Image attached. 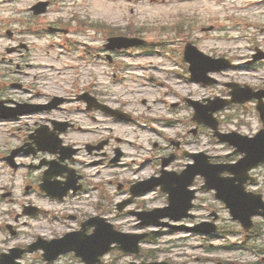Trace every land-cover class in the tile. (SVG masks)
<instances>
[{
	"label": "rangeland",
	"instance_id": "374dc122",
	"mask_svg": "<svg viewBox=\"0 0 264 264\" xmlns=\"http://www.w3.org/2000/svg\"><path fill=\"white\" fill-rule=\"evenodd\" d=\"M36 1L38 0H0V100L25 101L33 98L37 90L41 95L57 93L56 88L51 86L68 78V76L57 73V69H59L55 60L57 49L56 46L50 47L51 41H54L53 36L38 39L35 37L37 35H32V32L37 30L38 22L53 20L52 18L58 14L59 18L64 20L70 19L73 14H76L87 18L108 20L112 24L118 23L124 16L129 18L128 24L135 26L143 24V27H140L144 31L143 38L154 46L162 45L161 43L164 42L166 46L178 47L183 46L186 40L192 39L186 33L177 35L171 30L177 26L179 18L186 16L193 18V20L187 19L185 22L192 23V31L195 33L202 26L214 24L217 29L223 26L235 35H239L234 31L236 25L243 27L249 23L250 25L257 24L264 30V3H254L257 0H196L190 3H187L190 0H166L165 3H160V0L158 3H152L150 0H132V2H126V0H50L58 1L59 4H54V7L49 9L51 13L43 19L35 20L29 12V7ZM131 9H133L132 13ZM5 30L12 31L14 38H8ZM250 30L251 28H247V31ZM100 43L101 41L97 40L95 45H100ZM21 44L34 46L35 50L30 58L24 49L19 47ZM198 47L201 48V45ZM8 48H14V50L6 51ZM46 51L49 53H45ZM39 61L43 63V67L39 68ZM138 62H141L145 67L143 70L130 71V76L127 77L124 84L112 83L109 84V88L112 93L110 104L118 106L124 103L126 110L133 113L138 119L134 125L122 126L118 131L123 133V137L133 140L138 147L142 146V149L137 150L136 153L131 151V154L134 155L130 158L140 164L145 158L150 142L156 141L160 146L165 145L167 144L165 137L173 134L174 131L165 126V120L178 121V125L184 123V127L177 131L187 134L188 128H190L188 124L189 111L183 106L180 96L191 94L193 98L200 99L211 95L213 90L189 84L186 79L182 78L181 91L174 90L172 84L168 82H163V89H160L158 75L163 80H169L173 75L167 71V69L174 68L171 59L164 60L159 56H146L141 57ZM28 63L31 64L29 68ZM165 68L167 69L165 70ZM107 71L109 70L107 69ZM136 74L140 75L141 80L133 79ZM150 75L153 80L149 79ZM14 83L21 87L13 88ZM39 84L42 86H38ZM132 91L135 93L132 94ZM174 91L177 94H173ZM143 100L146 101L145 104H142ZM171 101L178 102L176 107L171 109L177 114L169 111L168 103ZM233 112L223 113L222 118L225 115L233 114ZM52 116L57 117V114L54 113ZM142 118L145 120L143 121ZM29 122L31 121L27 118H18L12 121L0 119V157L7 155L11 149L20 144L26 133L25 125ZM255 124V120H249L252 129L255 128ZM140 126L146 127L147 130L142 132ZM135 137L136 139H134ZM191 149L221 156L228 152L227 148L214 144L206 131L197 138V142L191 145ZM18 162L20 165L17 170L11 172L0 160V188L10 190L12 198L18 202L15 206L16 212H19V203L25 200L23 197L25 180L22 175L23 165L28 162V158H19ZM145 170L144 173L148 174L147 168ZM83 172L95 175L94 179L96 180L103 179L109 174L107 169L92 167L83 170ZM118 172L120 171H111L112 174ZM126 176L131 177V172L128 171ZM201 197L197 201V206L202 209L195 212L198 218L205 217L209 208L217 207L211 194ZM147 200H151V197ZM157 205L158 202H151L148 207ZM7 206L1 205V209H5ZM80 206L85 207V205ZM53 207L57 208V205ZM21 221L26 222L19 225L23 235L11 241L13 243H25L29 234L48 236L52 234V231H62V228H57V225L51 223L50 219L40 218L32 223L26 219H21ZM133 221V218L127 216V218L119 220L116 226L123 231H134ZM28 224H32V227ZM219 227L220 233L217 234V237L206 239L195 235L170 234L168 231H164L163 235L156 239V245L148 244L143 248L148 251L156 250L153 253L154 258L168 259L174 264H217L219 262L223 264H264V242H253L252 239L246 238L240 232L237 223L230 220L227 211L223 208L220 210ZM230 231L233 233L229 234ZM112 257L113 255L105 260L108 261ZM36 259L37 257H27L25 263L37 264L35 263ZM128 260L130 258H123L121 263L125 264Z\"/></svg>",
	"mask_w": 264,
	"mask_h": 264
},
{
	"label": "flooded vegetation",
	"instance_id": "af4514ba",
	"mask_svg": "<svg viewBox=\"0 0 264 264\" xmlns=\"http://www.w3.org/2000/svg\"><path fill=\"white\" fill-rule=\"evenodd\" d=\"M93 23L92 20L86 17H83L79 23L77 21L65 22L59 20V18L53 21L51 26L58 30L50 31L49 34L56 38L57 54L55 60L59 66L58 73L60 72L69 78L51 86L52 88H56V94L41 95L38 90L35 93L34 100L28 99L24 101L27 104L34 105L33 108L35 110L39 108L38 113L29 116L44 114L46 117L44 121L34 123L32 129L34 132L39 125L47 129H53L54 124L58 125L59 148L57 155H49L47 159L40 158L38 161H57L59 165V185L61 188L65 185L69 186L70 190L63 198L57 199L47 196L39 190L44 168L36 169L35 174L32 173L30 175L29 169H34L33 163L26 165V175L32 181L28 184V190H26L25 195L26 200L21 203V207L30 206V209H26L28 214L21 216V213H16L15 206L17 202L12 198L10 191L3 192L6 194L5 197H2L0 193V209L1 203L4 200L8 201V204H6L8 206L0 210V254L14 247L25 246L8 244L11 238L20 235L17 224L20 223L19 219L21 218L33 221L49 215L52 217L53 223L64 228L61 233L58 232L49 237L40 234L32 235L28 242H34L39 236L44 239L58 238L65 231L77 230L83 222L94 215L109 214L113 205L110 196L117 198V202L130 195L132 181L126 177L124 172L108 175L103 183L93 184L91 177L94 176L84 174L82 171L85 167L89 166L107 167L109 169L112 167L126 168L129 166L126 161L130 159L132 142L128 138L123 137V133L118 131L121 128L113 125L112 122L122 121L97 110L96 99L101 104L127 112L124 109L125 104L122 106L110 104L111 95L105 93L108 79L123 83L126 81V77L129 76L128 72L144 69L142 63L138 62L139 56H134L135 52L140 55H159L162 53L160 51L151 52L154 47L148 46L108 49L103 45H90L95 42L97 32L101 36L106 35L105 38L111 35L109 26L105 25L103 30L99 31L96 30ZM45 27L49 28V26ZM212 27L213 30L210 31H203L202 27V31L200 32L195 33L192 30L186 32V35L192 38L197 47L201 45V48H198L202 52L226 59L230 64L227 69H221L210 74L215 78L216 84L206 86L213 89V92L207 98L217 97L222 100H229L234 91H244L251 96L259 93L264 102V34H261L263 30L260 29L258 32H255V25H248L253 31L250 30L246 34L235 36V34L226 28L217 29L214 25ZM59 29H63L67 33L65 34L63 31H59ZM71 38H82L85 41H71ZM59 41L62 42L63 47H59ZM34 50L33 45L25 44L24 51L27 53L28 58L31 57ZM159 50L165 51V54L170 52L180 55L178 64L183 66L187 80L191 82L188 65L184 64L181 58L183 48L159 47ZM105 65L107 68L112 67L113 71L108 72L105 70ZM27 66L30 67L31 64L28 63ZM81 70L82 72H80ZM191 96V94H188L183 97V102L186 103L188 110H190V105L187 99H191ZM256 104L257 99L252 97L250 101L244 104L231 105L226 108L236 110L235 116L231 121H227L233 123L235 131L252 137L261 129L262 124L258 118ZM53 113L57 114L56 118H51ZM253 119H256L257 122L255 129H252L251 126H245L249 123V120ZM188 122H191V117L188 118ZM218 123L220 126H223V131H227L224 121L218 118ZM196 128L199 129L200 126ZM190 133L188 131V134ZM175 142H178L177 146ZM190 144L191 138L185 132L181 134L174 133L172 138H168V144L164 147L154 143L153 147L159 149L160 154L151 155V158H147L146 161L154 162L153 164L159 167L161 159L172 154L173 160L169 164L168 169L171 171L181 170L187 162V160L183 159V153L185 149L190 150ZM38 156L39 154L35 155L34 158ZM68 171L72 174L67 175ZM151 175L153 174L146 177ZM91 185L94 186V189L102 190V200L104 203L100 202L93 207L82 208L80 206V197L88 192V188ZM245 189L258 193L264 198V164H260L250 171L245 183ZM107 191L109 195H106ZM54 205H57V208H54ZM21 223L24 224L25 222ZM88 230L90 231V229ZM59 264L83 263L81 260L75 258L72 253H67L59 255Z\"/></svg>",
	"mask_w": 264,
	"mask_h": 264
},
{
	"label": "water",
	"instance_id": "95a60500",
	"mask_svg": "<svg viewBox=\"0 0 264 264\" xmlns=\"http://www.w3.org/2000/svg\"><path fill=\"white\" fill-rule=\"evenodd\" d=\"M46 3H38L35 6H33V10L35 14H40L45 11ZM9 33V32H8ZM115 40V39H112ZM119 40L122 41L120 44L123 46H133L136 45L138 42H134L135 39H125L120 38ZM142 43V42H139ZM186 56L187 59L192 63V70L194 71L200 64L199 57L196 58V56H201L199 52H197L193 47L187 46L186 50ZM197 64V67H196ZM199 74V70L197 68V72L195 73L194 79L200 80L203 77L196 75ZM195 108V116L194 118L199 122H205L209 125H211V118L210 115H207L205 109L203 106L199 105L198 103L193 105ZM223 104H218L216 102L213 103V107L210 108V110L213 112L216 109H219L222 107ZM208 112V111H207ZM212 126V125H211ZM51 139H46L42 142H38L37 145L41 146L44 145L45 147L48 146L50 148H53V144L51 143ZM41 144V145H40ZM251 145V143H250ZM250 145H247L245 149H248ZM247 153H249L250 156H253V151L246 150ZM264 152V150H255V155H259L260 153ZM13 153L9 160H13L14 155ZM196 158V161L198 160V156H193ZM216 168L209 166L205 159L201 158L199 161L196 162V164L191 165L186 173H183L180 175L177 179H184L185 185L189 183V181L197 174H201L206 177L208 182V188L215 187L216 190L219 192L217 194V197L221 198L222 200H225L228 202V198H224L225 196H222V192L219 191V186L216 181ZM165 176L156 179L154 182H148L138 185L140 186L139 191H148L154 188L157 185H160L162 187V191H165L169 194V206L165 207L163 209H155L150 212H137L134 213L139 220H141L140 225H152V226H166L167 223L161 222V219L168 218L173 221H178L181 218H183L186 214L187 209L189 208V202L193 198V191L190 194H186L184 196V200L186 201V204H184L183 208H179V199L175 195H173L172 191L166 189V182L171 181V176L166 173ZM165 183V184H164ZM47 185V182L44 183V186ZM46 191H48L51 194H55V191L52 190L50 187H44ZM140 193V192H138ZM230 206H231V199ZM232 207V206H231ZM234 217L239 218L243 222L244 228H249L251 226L249 222V216L253 214L250 210H240L239 208L235 209L234 212H232ZM255 213V212H254ZM93 225L95 226V229L91 235H85L84 232H76V233H70L65 235L63 238L59 239L58 241H51V242H44L39 243V246L35 245L34 249L40 247L44 250V259L47 261L55 259L59 253H63L66 251H74L77 256L82 257L83 260L88 262L90 260V264H93L91 260H93L95 256V259H97L98 256L103 255L110 249V245L112 243H116L118 246L117 248L126 252V253H137L138 251V243L143 240L147 234H125L118 231H115L113 229V226L109 223H106L104 219L96 218L92 221ZM195 232H201V233H210L213 231V228H207V229H191ZM25 250H20L17 252H13L12 255L5 256L1 259V264H13V260L16 258H19L20 255ZM31 251V249H29ZM150 264H165V263H150Z\"/></svg>",
	"mask_w": 264,
	"mask_h": 264
}]
</instances>
